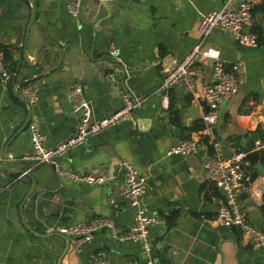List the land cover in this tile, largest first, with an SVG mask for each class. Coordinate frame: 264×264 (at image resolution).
<instances>
[{
  "label": "crops",
  "instance_id": "1",
  "mask_svg": "<svg viewBox=\"0 0 264 264\" xmlns=\"http://www.w3.org/2000/svg\"><path fill=\"white\" fill-rule=\"evenodd\" d=\"M70 1L0 0V47L8 52L12 72L9 81L0 80V264H89L94 256L111 264H264V248L246 246L238 227L213 222L225 192L206 179L203 165L207 152L214 151V142L225 155L247 151L245 172L255 186L264 188V168L256 166H264V151L254 149L255 140L264 138V39L257 46H245L216 29L202 45L197 90L211 81L217 58L230 64L243 62L247 69L244 85L220 106L218 121L207 127L198 91L186 93L176 85L165 89L163 79L165 69L174 67L199 41L202 16L221 8L225 0H83L77 17L67 9ZM253 16V27L264 29L262 12ZM26 41L32 63L41 49L45 53L49 47L56 58L51 65L58 61V48L70 54L75 51L76 61L90 65L92 73L87 70L78 79L94 119L121 107L123 93L142 101L130 118L90 135L59 157L62 167L81 174L100 167L108 181L89 184L66 178L52 164L35 166L22 158L32 151L29 124L33 121L47 136L46 147L75 135L78 125L69 98L71 85L51 81L54 74L41 75L40 64L29 67L23 59ZM112 46L116 54L110 53ZM79 50L82 54L76 55ZM89 54L100 58V64L91 66ZM28 84L35 91L33 114L25 130L12 138L28 115V104L20 98ZM170 103L177 115L171 113ZM192 103L198 117L187 116L184 122L180 110ZM201 124L205 128H194ZM192 136L200 138L196 153H169L171 146ZM254 151H258L256 162L249 158ZM124 160L148 176L146 208L166 221L150 228V255L142 241L123 238L135 218V210L119 192ZM16 170H23L22 174ZM28 170L36 179L34 192L41 198L33 212L28 206L24 212L34 231L23 225L18 208L32 186L24 173ZM241 202L251 222L264 230V193L261 203L241 193ZM174 215L177 219L169 226ZM98 216L112 218L117 233L100 228L80 245L74 236L57 233L58 227Z\"/></svg>",
  "mask_w": 264,
  "mask_h": 264
},
{
  "label": "built area",
  "instance_id": "2",
  "mask_svg": "<svg viewBox=\"0 0 264 264\" xmlns=\"http://www.w3.org/2000/svg\"><path fill=\"white\" fill-rule=\"evenodd\" d=\"M83 0H71L67 3V9L73 16L81 14ZM254 0H225L223 6L214 9L202 16L199 23V41L193 45L188 53L182 57L174 67L165 69L163 88L179 86L186 93H196L197 101L205 99L210 110L203 115L207 127L218 121L220 106L239 92L247 77V69L243 62L227 63L224 59L217 58L212 63L211 81L202 91L197 90V75L201 72L199 58L202 45L209 39L216 29H222L230 33L245 46H257L258 35L253 31ZM117 48H110L111 54H116ZM12 72L5 52L0 49V80L7 82L11 79ZM110 78L113 76L110 74ZM34 87V86H33ZM25 96L33 102L35 91L29 84L24 87ZM69 98L75 113L78 115V125L75 135L62 141L54 147H46L47 136L40 130L38 124L33 121L29 124L32 151L22 158L32 165L41 163L52 164L56 172L66 178L84 181L89 184H101L109 180V176L100 169L81 174L74 170L61 166L58 158L71 148L83 143L90 135L130 118L134 110L139 106V100L133 99L127 93L122 95L121 107L112 111L108 116L100 119L93 118V110L89 99L83 93L81 84H74L69 90ZM200 138L192 136L184 138L171 146L169 153L182 155L194 154L199 149ZM214 151H209L204 159V172L207 180L214 182L225 192V200L221 203L217 214L212 219L219 225L238 227L244 235V244L253 249L264 248V230L251 222L246 208L241 202V193L246 192L256 203H261L264 188L253 184L251 175L245 172L248 152L235 151L225 155L220 151V144L214 142ZM254 149L264 151V138H258L254 142ZM124 171L123 182L119 185L121 196L127 199L129 205L135 210L134 222L124 239L140 240L143 242L144 251L152 253L153 243L150 239V228L154 225L165 224L163 216L157 212H150L144 202V194L148 182V176L139 172L128 161L121 162ZM29 171V170H28ZM100 228H110L117 233L114 220L110 217L98 216L91 220L79 221L67 226L58 227L60 232L75 237V242H81L92 238L94 232ZM152 263V261H151ZM89 264H111L102 256H94Z\"/></svg>",
  "mask_w": 264,
  "mask_h": 264
},
{
  "label": "water",
  "instance_id": "3",
  "mask_svg": "<svg viewBox=\"0 0 264 264\" xmlns=\"http://www.w3.org/2000/svg\"><path fill=\"white\" fill-rule=\"evenodd\" d=\"M34 13H35V8L33 7L31 20H30V23L28 25V29L31 27V23H32L33 18H34ZM27 37H29V35H27ZM45 49H47V51L45 53H44V49H41L38 52L36 61L34 63H32L29 60V57L27 55V41H26L24 52H23V59L29 67H36V66H38V64H40L41 67L43 68L41 75L54 74V76L51 77V81H53V82L60 81L62 86L65 84L72 86L74 84H81V81L78 78H83L85 75V72L87 70L90 73H92V71H91L92 69H91V67H89L90 65H86V63H84V62H80L78 60L77 61L75 60V51H72V53L70 54L68 52H65L62 48H58L59 50H56V51H58V57H59L58 61L55 64L51 65L50 60L53 61L56 59V58L53 59V51H55V50H53L49 47H47ZM77 54L78 55L82 54V50L77 51L76 55ZM86 57H88V62H92L91 66H93V67L99 65L101 62V59L93 57V54H91V55L89 54ZM66 62H67V64H66ZM20 66H21V63L18 66L17 72H19ZM23 68H27V67H23ZM20 98L23 102L28 104V115H27L23 125L20 128H18V130L14 133L12 138L13 137L15 138L22 131L25 130V128L29 124L31 116L33 114V111H32L33 108L31 106L32 105L31 101L26 96H24V98L20 96ZM198 103H199V105H201L203 107L204 113H207L210 110V106L205 99L199 100ZM180 116L184 120V122H185V117H187V116L198 117L196 106L193 105V103H192L188 108L181 109L180 110ZM7 153H8V147H6V149L4 150V153H3V163L4 164H6V162H7ZM58 160H59V158H58ZM256 166H257V168H259L261 170L264 168V166L260 163H258ZM22 171L16 170V173L22 174ZM24 173H26V175H28L32 179L33 182H32L31 188L29 190H27L26 193L21 197V201L19 203L18 208L20 211V217L22 219L23 225L27 229L33 230L29 227V224L24 219V212H25L27 206H28V208H30V211L33 212L34 211L33 208L36 209V204L41 201V198H39V196L36 195V192H34L35 187H36L35 177L30 173V171H26V172L24 171ZM243 193H245V192H243ZM40 211H41V208H40ZM14 213H15V208L11 207V209H10L11 216H13ZM57 233H59L61 235H65L62 232L57 231Z\"/></svg>",
  "mask_w": 264,
  "mask_h": 264
},
{
  "label": "trees",
  "instance_id": "4",
  "mask_svg": "<svg viewBox=\"0 0 264 264\" xmlns=\"http://www.w3.org/2000/svg\"><path fill=\"white\" fill-rule=\"evenodd\" d=\"M257 11L262 12L263 17H264V0H262L260 3L255 4L254 8H253V14H255ZM254 32H256L258 34V41L261 42L264 39V29L261 25H257L255 27L252 28ZM0 49H2L0 47ZM4 50V49H3ZM5 55H8V52H5ZM170 110L171 113H174L177 115L176 111L173 110V103H170ZM194 128L197 129H202L205 128V124H201V126H195ZM205 140L207 141V138H205ZM249 158L252 160V162H256L259 157H258V151H254L253 153L249 154ZM177 219V215H174L173 218H171V220H169V226H172L175 221Z\"/></svg>",
  "mask_w": 264,
  "mask_h": 264
}]
</instances>
